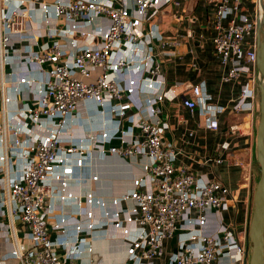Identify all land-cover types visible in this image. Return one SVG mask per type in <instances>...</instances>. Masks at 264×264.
I'll return each mask as SVG.
<instances>
[{"label": "built area", "instance_id": "2783aa9c", "mask_svg": "<svg viewBox=\"0 0 264 264\" xmlns=\"http://www.w3.org/2000/svg\"><path fill=\"white\" fill-rule=\"evenodd\" d=\"M174 2L0 0V109L19 105L0 122V232L10 243L0 264H85L94 244L109 239L126 244L124 259L112 264H249L252 212L239 228L227 222L235 200L229 188L176 167L178 149L165 140V97L191 112L200 107L215 131L223 111L209 104L203 82L167 85L159 57L179 38H167L159 18ZM261 12V0L254 18L237 5L216 10L213 44L223 80L246 78L237 114L253 113L259 103ZM40 36L53 39L39 42ZM16 63L36 65L41 76L13 73L8 87L5 65ZM230 130L253 133L250 123ZM230 146L220 144L213 159L221 163ZM111 156L141 171L132 189L111 197L82 191L99 178L95 158ZM241 165L249 179L251 164Z\"/></svg>", "mask_w": 264, "mask_h": 264}, {"label": "crops", "instance_id": "0c3cea01", "mask_svg": "<svg viewBox=\"0 0 264 264\" xmlns=\"http://www.w3.org/2000/svg\"><path fill=\"white\" fill-rule=\"evenodd\" d=\"M227 3L234 7L237 5L242 11L254 18L258 0H175L169 4L159 18L161 32L167 38H179V43L166 46L159 57L165 71L167 85L170 87L176 82L183 84H206L207 90L213 99L209 104L221 106L219 113V129L211 130L206 127V116L198 107L194 112L182 105L180 99L171 100L165 97L162 104L161 117L168 122L169 129L165 133V140L178 149L176 167L186 166L196 175H205L211 180H217L227 186L235 200L230 202V210L226 213L227 222L236 224L239 228L250 215L254 207V191L259 179V169L255 164L257 126L260 118L259 103L253 113L243 112L237 114L233 107L239 97L243 85L246 83L244 76L232 82H225L223 76L225 69L215 53L213 37L217 31L216 10L217 6ZM254 35L248 37L252 40ZM53 37L40 36L38 41L52 40ZM28 42L15 44V49H24ZM39 68L35 65L27 68L23 63L5 65L4 77L7 82L13 73L18 77L25 74L41 76ZM8 87L12 83H7ZM12 94V89L9 88ZM94 106V105H92ZM8 111L0 109V122L8 112L19 109L18 102L8 104ZM79 113L86 116L83 105L79 106ZM100 118L95 121L100 125ZM236 123L247 126L251 124L252 134L235 135L230 126ZM81 133V127H77ZM9 140L12 136L9 134ZM230 141V149L223 154V161L217 163L213 158L218 156L219 145ZM2 151L0 147V152ZM251 164V176H245L244 166ZM92 171L98 175V180H87L82 191L93 190L99 196H118L132 189L134 178L141 171L127 160L119 156L106 159L95 158ZM89 176V173L86 174ZM74 192H81L73 188ZM24 235V233H22ZM26 235V234H25ZM24 235V237H25ZM92 255L85 256V264L119 263L124 259L126 244L122 240L97 241ZM10 243L3 232H0V255L8 257Z\"/></svg>", "mask_w": 264, "mask_h": 264}, {"label": "water", "instance_id": "95a60500", "mask_svg": "<svg viewBox=\"0 0 264 264\" xmlns=\"http://www.w3.org/2000/svg\"><path fill=\"white\" fill-rule=\"evenodd\" d=\"M261 15L257 20V66L263 77L259 85L260 118L256 134V159L260 176L254 191V207L250 221L251 256L249 264H264V0H261Z\"/></svg>", "mask_w": 264, "mask_h": 264}, {"label": "rangeland", "instance_id": "374dc122", "mask_svg": "<svg viewBox=\"0 0 264 264\" xmlns=\"http://www.w3.org/2000/svg\"><path fill=\"white\" fill-rule=\"evenodd\" d=\"M254 160H255V164L257 165L258 169L260 170V166H259L257 159H256V151L254 153ZM259 175H260V171H259Z\"/></svg>", "mask_w": 264, "mask_h": 264}]
</instances>
